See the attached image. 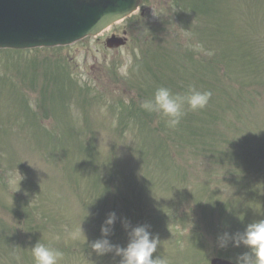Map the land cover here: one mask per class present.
<instances>
[{"label":"rangeland","instance_id":"rangeland-1","mask_svg":"<svg viewBox=\"0 0 264 264\" xmlns=\"http://www.w3.org/2000/svg\"><path fill=\"white\" fill-rule=\"evenodd\" d=\"M193 2L203 8L180 15L178 0H141L95 38L0 50V264H34L37 242L63 252L59 264H116L86 248L111 211L149 224L168 264L245 251L209 241L264 218V0ZM124 30L127 44L108 50L106 38ZM190 86L211 96L175 128L140 106L159 87L184 95ZM135 108L145 116L130 119ZM107 161L113 181L100 174ZM111 240L126 244L119 222Z\"/></svg>","mask_w":264,"mask_h":264},{"label":"clouds","instance_id":"clouds-1","mask_svg":"<svg viewBox=\"0 0 264 264\" xmlns=\"http://www.w3.org/2000/svg\"><path fill=\"white\" fill-rule=\"evenodd\" d=\"M210 96V92H200L192 86L184 95L174 94L166 87H159L152 98L142 101L140 106L149 113L165 118L167 127L175 128L185 114V108L191 111L202 109L207 105ZM117 222L127 236L123 246L111 240L115 235ZM150 228L149 224L133 225L128 218L119 217L115 211L108 212L100 226V237L91 242L87 241L86 248L90 249L88 255L104 257L111 254L114 259L119 258L116 264H168L167 259L158 253L160 239ZM81 234L85 236L82 223L78 230L69 233L74 240ZM209 243L220 250L229 247L244 248L245 251L234 259L228 258L230 264H264V218L247 223L242 231L233 232L225 226V230L217 232ZM31 254L34 264H59L64 255L59 249L39 242L31 247Z\"/></svg>","mask_w":264,"mask_h":264},{"label":"water","instance_id":"water-1","mask_svg":"<svg viewBox=\"0 0 264 264\" xmlns=\"http://www.w3.org/2000/svg\"><path fill=\"white\" fill-rule=\"evenodd\" d=\"M75 2L81 4L85 13L86 7L97 11V14H91L96 23L89 29L91 34H95L109 21L129 13L137 0H75ZM42 4V0H0V47L13 46V38H24L25 30L34 28L41 22L42 16L46 13V8ZM108 5L110 8L106 9ZM99 7H102V10ZM55 11L57 8L51 14L55 15ZM101 11L103 12L100 13ZM85 18H88L87 15ZM22 34L24 37H21ZM39 42L43 43V40ZM212 264L229 263L215 259Z\"/></svg>","mask_w":264,"mask_h":264},{"label":"bare ground","instance_id":"bare-ground-1","mask_svg":"<svg viewBox=\"0 0 264 264\" xmlns=\"http://www.w3.org/2000/svg\"><path fill=\"white\" fill-rule=\"evenodd\" d=\"M100 10H102V7H99Z\"/></svg>","mask_w":264,"mask_h":264}]
</instances>
